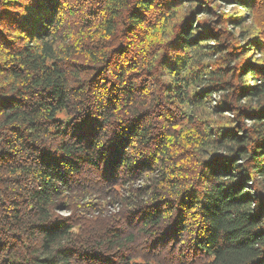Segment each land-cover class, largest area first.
Returning a JSON list of instances; mask_svg holds the SVG:
<instances>
[{"label": "trees", "instance_id": "16d2710c", "mask_svg": "<svg viewBox=\"0 0 264 264\" xmlns=\"http://www.w3.org/2000/svg\"><path fill=\"white\" fill-rule=\"evenodd\" d=\"M218 1L0 0V264H264V0Z\"/></svg>", "mask_w": 264, "mask_h": 264}, {"label": "rangeland", "instance_id": "374dc122", "mask_svg": "<svg viewBox=\"0 0 264 264\" xmlns=\"http://www.w3.org/2000/svg\"><path fill=\"white\" fill-rule=\"evenodd\" d=\"M217 4H218V5H221V6L219 7L220 10H228V11H230V9L232 8V5H228V4H229L228 1H227V2H224V1L220 0V1H218ZM233 8H234V7H233ZM68 212H69V211H67V210L62 211V213H64V214H68Z\"/></svg>", "mask_w": 264, "mask_h": 264}]
</instances>
